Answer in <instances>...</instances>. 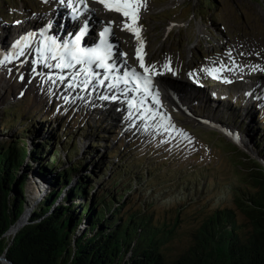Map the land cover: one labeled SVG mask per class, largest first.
Returning <instances> with one entry per match:
<instances>
[{
    "label": "rangeland",
    "instance_id": "374dc122",
    "mask_svg": "<svg viewBox=\"0 0 264 264\" xmlns=\"http://www.w3.org/2000/svg\"><path fill=\"white\" fill-rule=\"evenodd\" d=\"M202 1L149 0L152 6L147 3V7L141 9L151 7L146 14L147 22L141 16L139 19V23L148 26L145 30L148 35H144L148 38L151 55L146 57V65L161 66L171 58L175 63V71L181 77H188L187 73L194 74L195 71L203 75L201 66L196 64L200 62L204 69L201 60H208L210 54L214 58H220L222 48L234 53L235 45L240 47V54L252 55L255 61L258 60L255 52L260 56L259 61H250L246 67L252 68L258 64L264 66V0H213L211 5L208 2V6H204ZM55 4L57 6V2ZM46 5L47 0H0V52L10 51V38L29 28L30 22L23 19L30 20L35 16L33 20L38 21V17L45 18L48 15ZM56 6L52 5V10ZM48 10L51 11L50 8ZM105 18L109 21L108 17ZM17 21L21 22L17 24ZM15 24L17 25L13 26ZM119 34L124 48L126 40L128 43L123 51L129 53L128 58L134 62V39L121 31L120 27ZM115 37L117 38L116 33ZM208 52L209 55H206ZM181 56L182 62L179 61ZM24 58L20 63L29 67L27 71L17 72L13 59L7 61L8 67L0 66V145L18 142L20 145L25 144L32 152L39 144L50 141L54 148L48 151L52 153L55 149L59 150L58 164L55 166L59 171L68 170L73 163L83 159V164L88 165L87 173L91 174L93 166L98 174L106 175L96 190L103 188L102 191L108 190L116 196H124V212L139 205L152 213L154 221L179 222L177 236L169 243L167 253L169 251L178 255L184 251L190 243L189 234L197 229L208 213L217 208L234 205L233 196L238 192L237 188L245 184L244 172L251 166L259 165L255 160L249 161L247 156L257 159L264 166V112L242 110L229 117L228 113L223 118L212 117L232 124L234 129H230L237 134L233 133L232 137L237 140L242 130H248L247 125L254 122L253 142L249 141L250 144L247 145L239 140L245 145L242 148H238L232 140L215 130L192 125L189 126V139L195 140L193 145L186 144V148H178L179 145L165 146V142L159 140H168V134L164 133L168 124L161 130L162 135H154L156 138L148 133H145L148 137H143V134L136 133L135 130L129 135L125 134L127 124L119 122L123 120L120 113H117L120 114L119 118L106 119L107 113L100 110L92 112V108L85 102L78 103L77 106L67 102L72 95L66 85L60 84L61 80L58 79L57 92H53L47 79L42 80L39 77L43 73L34 64L41 63V59L29 60V56ZM3 59L4 57L0 58ZM177 62L183 65H177ZM186 64L193 66L190 68ZM238 68L240 71L247 69L240 66ZM168 72L170 71L166 70L164 74L166 77ZM51 80L53 83V79ZM24 81L28 85V91L25 90L26 86L21 87V82ZM41 84L44 87L41 88ZM189 85L195 84L190 81ZM35 86L40 92L46 90L50 98L43 101L35 92ZM74 88L79 89V86L75 85ZM63 92L65 96H62ZM172 92L180 101L182 96H178L173 90ZM77 97L75 99L78 102L83 101ZM85 100L90 102L88 97ZM184 102L190 104L188 99ZM256 106L260 109L258 103ZM113 107L108 106L110 111H113ZM245 113L248 115L245 116ZM125 116H128L127 113ZM185 121H189L188 118L181 117V123L186 125ZM4 124L8 132H4ZM240 126L243 128L239 129ZM155 139L158 142L154 143ZM65 144L75 153L73 160L68 156V150L62 148ZM26 162V167H30L26 195L29 198L35 194V201L38 199V189L43 194L46 192L42 183L48 187L47 180L52 182V179L42 175L47 178L40 181L37 178L40 174L35 162L29 159ZM126 167L129 168L128 172H125ZM24 168L25 165L23 171ZM34 171L37 176L34 178L37 180L32 178ZM114 172L121 174L118 188L126 194L114 192V181L110 179ZM91 178L96 181L92 175ZM105 181L109 187H101ZM26 210L27 205L23 213ZM238 216L240 222L245 219L240 214Z\"/></svg>",
    "mask_w": 264,
    "mask_h": 264
},
{
    "label": "trees",
    "instance_id": "16d2710c",
    "mask_svg": "<svg viewBox=\"0 0 264 264\" xmlns=\"http://www.w3.org/2000/svg\"><path fill=\"white\" fill-rule=\"evenodd\" d=\"M202 2L208 6L213 0ZM8 131L4 124V132ZM52 148L50 141L32 152L18 142L0 145V255L6 252L15 264H264L260 164L246 170L245 186L237 188L234 205L208 213L189 234V245L174 255L166 250L177 236L179 222L154 221L152 213L139 205L124 212V196L96 190L106 175L93 167L87 173L83 159L59 171L55 168L59 150L51 153ZM68 154L71 160L76 156L73 151ZM27 159L35 162L40 174L37 177L34 171L32 178L43 182L47 178L43 176H49L52 182L47 180L48 187L42 183L46 194L30 209L28 224L7 238L27 205ZM120 177L114 172L110 178L116 194L124 193L118 188ZM103 186L109 187L106 181ZM41 194L38 189L37 195ZM238 214L245 219L240 222Z\"/></svg>",
    "mask_w": 264,
    "mask_h": 264
},
{
    "label": "snow or ice",
    "instance_id": "6c2138e0",
    "mask_svg": "<svg viewBox=\"0 0 264 264\" xmlns=\"http://www.w3.org/2000/svg\"><path fill=\"white\" fill-rule=\"evenodd\" d=\"M97 3L103 5L106 11H112L119 13L123 16L124 23L122 30L131 32L138 44L136 48V59L139 61V67L143 69V75L138 73L134 68L131 71H126L123 75H110L114 71V66L107 63L106 61L109 59L111 55V46L107 42V36L111 33V27L107 26L103 29L100 33V45L97 48L91 49H83L79 46V42L81 37L86 34L87 32V24L83 26L80 31V35H77L76 38L71 42V45L64 44L63 49L61 50V46L56 43L55 40L51 41V46L44 45L41 51V58L44 59V52H50L51 58L56 60L58 58L59 62L54 65L55 68L59 69H71L75 68L76 65H86L83 69L84 75L87 77L85 80L82 81V84L85 89L92 83L93 80H97V85L99 87H107L108 91L116 90L122 96L125 97L127 106H128V119H132L133 115L136 113H140V119H145L148 114L151 113V109L144 108V99H137L135 96L129 97L130 92L136 93H143L144 97L151 95L153 97L155 104H160L159 99V92L155 90V84L153 77L156 75H162L163 72H158L156 70L155 65H146L145 63V56L147 55L144 52L145 41L141 36L142 28L139 26V19H140V11L142 8L147 7V0H96ZM79 3L84 5L87 8L85 0H79ZM68 6L72 7L73 18L75 19L78 16V9L72 6V0H68ZM16 23H20L17 21ZM112 22H109L111 25ZM44 34L43 32L41 33ZM32 38V34H28L21 39H18L13 45V49H20L19 54L23 55V44L25 47L27 46V41ZM127 55V54H123ZM229 55H231L229 53ZM13 57L12 56H5L3 60H0V65H3L5 61H10ZM126 63V61H125ZM96 64V67L104 69L106 75L103 78H98L99 74L94 73L91 65ZM163 69L167 71H172L171 68V61L168 60L164 65ZM224 69H201V71L207 72V74L212 75L213 78L220 79L219 72L223 71ZM252 71H264L261 69L259 65L253 66ZM243 71V69H241ZM174 74V73H173ZM194 75L193 73L189 74ZM73 76L76 79H79L80 72L73 73ZM23 79V77H21ZM49 79H53L49 77ZM57 79L63 81L65 78L63 76L58 77ZM105 81H108L107 85H105ZM224 82L230 83L231 81L224 78ZM55 83V80H53ZM132 83L135 85L134 88H128L127 86ZM123 84L125 87L121 88L120 85ZM75 85L69 84V87H74ZM101 99L108 100H117L119 97L117 95L109 96H101ZM153 118V117H149Z\"/></svg>",
    "mask_w": 264,
    "mask_h": 264
},
{
    "label": "bare ground",
    "instance_id": "6f19581e",
    "mask_svg": "<svg viewBox=\"0 0 264 264\" xmlns=\"http://www.w3.org/2000/svg\"><path fill=\"white\" fill-rule=\"evenodd\" d=\"M85 1H87L88 3L86 4L87 6H88V9H87V11H86V14L87 15H91L92 16V18H95V19H101V20H103V17L101 16V13H100V11H99V9L97 8V4H95L94 2H91V1H96V0H85ZM77 3H78V5L79 6H81V8H83V9H86L85 7H84V5H82V4H80L79 3V0H77ZM50 12V11H49ZM64 11H62L61 9H60V6L59 7H57V9H56V11H51L50 13H48L49 14V22H50V24H51V26H52V28H51V30H50V33L51 34H56L57 32H56V30L54 29V27L55 28H57V27H59V17H60V15L63 13ZM66 12V11H65ZM62 19H64V16H62L61 17ZM124 17L123 16H121V15H119L117 18H115V19H112L115 23H116V25L118 26L117 27V30L119 31V25L120 24H123L124 23ZM38 21L36 20V21H34L33 23H37ZM32 25L30 24L29 25V28L31 27ZM21 28H23V26L21 27ZM121 28V27H120ZM19 32H23V30L22 31H19ZM124 33H127V34H129V35H131L132 36V38L134 39V52H135V54H136V48L138 47V44H137V41H136V39H135V37H134V35L131 33V32H128V31H123ZM17 34V33H16ZM16 34L14 35V36H16ZM118 34H119V32H118ZM141 36H142V33H141ZM119 37H120V34H119ZM144 37H145V35H144ZM121 38V37H120ZM30 49H28V50H26V52L24 53L25 55L24 56H22V58H20L19 60H18V58L21 56L20 54H19V50L17 49V50H12L10 53H9V51H7L6 53H2V52H0V58L1 57H5V55H7V56H12L13 58V63L14 64H16L15 65V67H16V69H17V72H19V71H24V70H29V67L26 65H23V64H21L20 63V61L21 60H23V59H25L24 57L26 56H29V60H31L32 58L33 59H41L40 57H39V54L37 53V51L35 50V48H34V50L32 51V52H30L29 51ZM145 50H146V52H147V48L145 47ZM123 54H127L126 56L125 55H123ZM128 56H129V53H127V52H124V51H122L121 52V66L119 67V71L121 72V74L120 75H123V73L124 72H126V71H131V69H135L138 73H140L141 75H143L144 73L143 72H141L140 71V69H137V67H135V63L134 62H131L130 61V59L128 58ZM136 56V55H135ZM42 61V59L40 60V62ZM125 61H126V63H125ZM145 62H146V64L148 63V59H146L145 58ZM7 61H6V63H4L3 65H0L1 67H8V65H7ZM156 66V70L157 71H163L164 73L166 72V70H164L163 69V65H161V66H159V65H155ZM213 66H214V64H212L211 66H206V68L207 69H212L213 68ZM34 67L39 71V72H41V73H43V75L42 76H39L42 80H44V78H46L47 79V84H49L50 85V90L51 91H53V92H57V89H58V85H59V81H58V79H57V77H60V76H63L65 79L62 81V85H67V86H69V84H77L78 86H83V84H82V81L83 80H85L86 78H81V77H79V79H76V78H73V79H71L70 78V76H67L66 75V73L65 72H63V71H54V70H52V69H50V68H48V67H46V66H44L43 65V63H35L34 64ZM161 68V69H160ZM15 69V68H14ZM229 71V68L227 67L226 68V70H223V71H221V72H219L218 74H220V76H223V75H225L227 72ZM243 71H245V72H247L248 73V69H244ZM20 72V73H21ZM234 74H236V75H238V74H241L242 73V71H240L239 70V68L237 67L234 71H232ZM52 73H55L56 74V76L57 77H53L54 76V74H52ZM189 74L190 73H187V76L189 77ZM27 75H29V74H27ZM26 75V78H28V76ZM46 76V77H45ZM49 77H52L53 78V80H55V83H52V80L51 79H49ZM161 77H162V75H156L155 77H153V80H154V84H155V90L154 91H158L159 92V99H160V101H161V103L159 104V105H151V104H149V102H147V100L145 99V98H143L142 97V94L141 93H138L137 95H135V97L137 98V99H144L145 100V103H144V106L143 107H145V106H151V107H153V109H154V113L153 114H148L147 116H146V118L145 119H140V118H138L139 117V115L140 114H138V113H136V114H134L133 115V117H132V119L131 120H129V124H132V123H140L141 124V127L137 130V132H139V133H141L142 131H143V129H145V127H150L151 128V131H152V133H153V135H162V129L164 128V126L165 125H167L168 124V109H167V104H169L168 102V99H169V97H168V93H172L173 94V92H172V90H169L168 89V83H166V82H163L161 85H162V89H159L158 88V86L156 85L157 84V82L161 79ZM193 77H195L196 79L195 80H197V81H201V80H203V79H205L206 78V76L205 75H201L200 73H198V72H196L195 71V73H194V76ZM205 81H206V79H205ZM191 82H192V80H191ZM193 84H195L196 85V83H194V82H192ZM61 84V83H60ZM216 83H212L211 85L213 86V85H215ZM198 85V84H197ZM26 86V82L24 81V82H21V87H25ZM1 87V86H0ZM40 87L42 88V87H44L42 84L40 85ZM121 87H124V85L123 84H121ZM38 88L35 86V92L40 96V98L43 100V101H46V100H48V98H50V94H48L47 92H46V90H43L42 92H40V91H38L37 90ZM76 89V88H75ZM25 90H27L28 91V85L25 87ZM60 90V89H59ZM71 92H72V94H73V96H75L76 95V93L74 92V90H71ZM118 91H115V93H117ZM107 93V90H106V88L105 87H103L102 88V90L100 91V95L101 94H106ZM111 94H113L114 95V93H111ZM54 95V94H53ZM99 95V96H100ZM174 95H175V93H174ZM83 96H84V98L87 96L86 95V93L85 94H83ZM108 96H111V95H108ZM52 97V96H51ZM69 97V96H68ZM78 98V97H77ZM38 99V98H37ZM95 101H97V99H95ZM120 101L121 102H124L125 104H124V106L123 107H120L121 108V110H128V106H127V102H126V99H125V97L123 96V97H121V99H120ZM69 103H71V104H73L74 106H77L78 105V100H75L74 98L73 99H69ZM93 105V104H92ZM92 105H88V107L90 108V106H92ZM114 106L116 105V103H114L113 104ZM112 104H106L105 105V108L103 109L104 111H106V112H108L109 113V116H114L115 118H119L120 117V114H114L113 113V111H110L109 110V108H108V106H113ZM188 104H185V107L186 108H188ZM114 110V109H113ZM159 112V113H162V115H163V117H159V116H156V112ZM111 117V118H112ZM149 117H153V118H149ZM163 119H165V120H167L166 122L165 121H163ZM134 130V129H133ZM46 194V193H45ZM28 195V194H27ZM44 194H41V195H37L38 196V199L37 200H33V198H37L36 197V195L35 196H30L29 198L27 197V206H28V210H30L32 207H35V206H37V204L39 203V200H41V198H42V196H43ZM31 213H32V211H31ZM27 220V214H25L24 216H23V218L21 219V221H19L18 223H16L9 231H8V233H7V235H6V237L7 238H10V237H12V236H14L16 233H18V231L23 227V223L25 222Z\"/></svg>",
    "mask_w": 264,
    "mask_h": 264
},
{
    "label": "water",
    "instance_id": "95a60500",
    "mask_svg": "<svg viewBox=\"0 0 264 264\" xmlns=\"http://www.w3.org/2000/svg\"><path fill=\"white\" fill-rule=\"evenodd\" d=\"M247 159L249 160V161H252L253 162V159L249 156H247ZM253 165H255V164H253ZM31 211L30 210H26L22 215H21V217L18 219V221L17 222H19V221H21V219L23 218V216L25 215V214H27V220L24 222V223H26V224H28V220H29V218H30V216H31ZM16 222V223H17ZM25 224V225H26ZM14 225H12L11 227H10V229L13 227ZM24 226V225H23ZM9 229V230H10ZM8 230V231H9ZM8 233V232H7ZM17 234V233H16ZM15 234V235H16ZM7 235V234H6ZM14 235V236H15ZM0 263L1 264H15L12 260H10L7 256H6V252H4L3 254H1L0 255Z\"/></svg>",
    "mask_w": 264,
    "mask_h": 264
}]
</instances>
